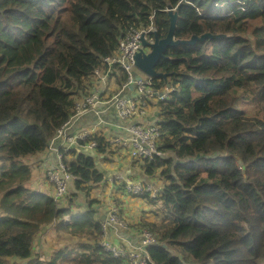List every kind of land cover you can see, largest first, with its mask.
<instances>
[{
  "label": "trees",
  "instance_id": "obj_1",
  "mask_svg": "<svg viewBox=\"0 0 264 264\" xmlns=\"http://www.w3.org/2000/svg\"><path fill=\"white\" fill-rule=\"evenodd\" d=\"M167 4L177 11L175 39L227 36L167 47L155 66L169 73L170 91L155 105L167 153L140 162L146 177L138 179L160 186L156 198L140 197L158 217L136 224L157 238L147 264H264V0H0V264H56L61 252L43 263L34 256L35 236L49 225L88 239L79 247L90 253L78 263L124 262L100 245L99 203L77 211L73 194L56 206L25 186L23 160L48 147L129 26L152 18L157 35H166ZM91 140L98 154L110 152L100 134L60 150L77 176L69 193L103 179L85 148Z\"/></svg>",
  "mask_w": 264,
  "mask_h": 264
},
{
  "label": "built area",
  "instance_id": "obj_2",
  "mask_svg": "<svg viewBox=\"0 0 264 264\" xmlns=\"http://www.w3.org/2000/svg\"><path fill=\"white\" fill-rule=\"evenodd\" d=\"M171 8L175 9V7ZM150 20L147 26L140 28L129 26L126 29L123 36L118 39L117 46L108 56L102 59V64L106 67V70L102 68L93 70L91 76L94 79V84H99V87H94L88 93L75 99L70 117L58 128L56 134L49 142L48 148L55 151L57 163L55 167L46 171V175L53 186L52 197L58 207L67 204L69 183L77 178L76 175L69 171V167L62 162L60 150L67 151L76 145L79 140L86 139L89 134H100L97 133L95 126L80 133L72 134L68 132L71 120L85 112L98 115L108 108L115 111L122 123L119 128L123 129L126 134L106 139V142L111 149L117 150L118 148L122 151L124 158L121 155L119 157L122 160L124 159L123 161L135 162L138 160L141 162L144 159H151L154 155L160 156L167 153L158 149L161 139L164 138L158 121H151L149 124L143 125V122L139 120V117L147 115L150 106L151 110L153 109L154 104H150L152 100H162L168 93V90L157 87L153 77L141 72L134 63V55L141 45L140 36L143 35L147 42H153L154 40L153 31H155V26L152 18ZM112 69L114 72L121 70L125 74V80L121 82V85L116 86L117 88L113 90V93L105 94L107 88L106 79H108ZM110 77L114 79L115 76L112 75ZM130 87L132 88V94L129 97L124 96L122 92ZM57 140L58 144L55 146L54 143ZM96 146V140H91L85 148L88 147L95 150ZM103 183H105L106 187L108 185L109 191L107 196L109 204L101 220L103 233L100 245L103 250L111 253L115 258H125L121 264H147L151 262L153 255L150 247L157 242L156 235L148 226L136 229L133 238L121 232V230L127 231L129 227L118 210L119 207L115 203V198L119 197L120 200L123 197L128 198L130 196L140 198L144 193L156 198L159 194L160 186L153 180H132L127 175H123L122 172L115 175H107L101 184ZM116 186H120L118 195L113 193ZM63 218L65 223H70V218ZM108 234L114 235L115 238L109 240Z\"/></svg>",
  "mask_w": 264,
  "mask_h": 264
},
{
  "label": "crops",
  "instance_id": "obj_3",
  "mask_svg": "<svg viewBox=\"0 0 264 264\" xmlns=\"http://www.w3.org/2000/svg\"><path fill=\"white\" fill-rule=\"evenodd\" d=\"M139 73V72H138ZM117 72H114V79H111V77L109 76L107 80V88H106V92L105 94H111L113 93V90L115 88H117L116 86L121 85V82H117ZM140 74V73H139ZM94 87H99V84L95 83L94 84V79L92 77V81L91 84H89V89L88 92L91 91ZM164 90H168V93L170 91V89L166 88V85L164 88H162ZM167 93V94H168ZM122 94L126 97H129L132 94V88H128L126 90H124V92H122ZM79 96H77L76 98H78ZM157 102H159V100L154 101L152 100L150 104H156ZM102 107V106H100ZM153 109L155 110V112L153 113V111L151 110V106L148 108V112L147 115L141 116L139 117V120L141 122H151V121H159L158 118V108L157 106L153 105ZM151 110V111H150ZM121 121L119 120V118L117 117L115 111L111 108H108L107 110L99 113L98 115H95L91 112L88 113H84L81 116H78L74 119L71 120L70 124H69V129L68 132L69 133H80L82 131H85L93 126L96 127L97 129V133L102 134L105 139H110L114 136H120V135H125V131L123 129L119 128V125H121ZM127 124V123H126ZM58 144V140L54 143V145L56 146ZM77 145V144H76ZM72 146L73 148H76L75 146ZM77 149V148H76ZM90 151V150H89ZM112 152L108 153V155H102V154H98L96 152H91L94 155V159L96 161V167L98 168V170L100 172L103 173V179L95 184V186L99 187L100 190V186L102 185V181L104 180V178L107 175H115L117 173H123V175H128V177H130L132 180H139L138 178H143L146 177L143 173V169L142 166H140V163L136 165V163L134 161H123L121 159V157L118 156L119 153L122 154V151H120L118 148L116 149H111ZM96 153V154H94ZM98 156H101V158H104L105 160H103V162H101V164H99L97 162ZM23 161L26 162L27 166L30 169V175L31 177H29L28 181L26 182L25 186L29 189H32L36 192H41V193H45L48 196L52 197L53 195V186L52 184L48 181L47 179V175H46V171L49 168H53L55 167L56 163H57V159H56V153L53 149L50 148H46L44 151L42 152H38L34 155L29 156L27 159H24ZM108 162L110 165V168H106L104 166V163ZM141 180H153L152 177L147 178V179H141ZM154 182H156L155 180H153ZM158 182V181H157ZM73 183L74 181H71L69 183V186L73 187ZM105 184V183H103ZM108 188V185H107ZM70 189V187H69ZM102 190V188H101ZM100 190L99 194H101V197L103 198V200L105 201L106 206H108V197L107 195L104 196L103 192ZM116 195L119 194V192L117 193L116 190L113 192ZM53 199V197H52ZM139 201L138 206L136 207V209H140V207H143L144 210H146L147 212H145V214L143 215V219L144 220H152V216H153V212H152V204L147 203V201H145L142 198H137ZM122 201L124 200H128L127 197H123L121 198ZM54 201V200H53ZM126 204V203H122L119 205L118 210L120 211V213L122 214V217L124 218V220L128 223V230L127 231H123L121 230V232L127 234L129 237L133 238L135 235L134 231L136 229H138V227L136 226V224H138L140 222L141 218H138L135 222H131L129 221V219L125 216L124 213H122V205ZM99 211L101 212V216L105 215V209H99ZM149 212V213H148ZM68 215V214H67ZM69 216V215H68ZM146 216H148L147 218H145ZM64 217V215H63ZM62 217V218H63ZM154 217V216H153ZM70 218V217H69ZM158 218V217H157ZM71 222V220H70ZM54 227V225H49ZM48 227V226H47ZM109 240H113L115 238L114 235H107ZM34 256L36 257L37 254L34 251ZM41 255H39V257H37L38 260H42V258L40 257ZM10 263L12 262H16V263H26L28 260H19L17 258H12L9 260Z\"/></svg>",
  "mask_w": 264,
  "mask_h": 264
},
{
  "label": "rangeland",
  "instance_id": "obj_4",
  "mask_svg": "<svg viewBox=\"0 0 264 264\" xmlns=\"http://www.w3.org/2000/svg\"><path fill=\"white\" fill-rule=\"evenodd\" d=\"M103 70H106V67L104 65H102ZM138 72V71H136ZM114 74L113 69L110 71L109 76H112ZM156 105V104H154ZM153 113L155 112L154 109H152ZM158 115V114H157ZM159 118V116H158ZM149 124V122H143V125H147ZM86 149L91 152H96V150L93 149H89L88 147H86ZM159 150H161L158 147ZM89 151V152H90ZM110 152L111 148H110ZM108 152V153H110ZM97 153V152H96ZM94 153V154H96ZM108 153H105L103 155H108ZM122 156L121 153L118 154V156ZM94 156V155H93ZM124 158V156H122ZM103 160H105L104 158H101V156H98L97 162L99 164H101V162H103ZM136 165L140 163V161H135ZM108 162L104 163V166L106 168H110V165ZM141 164V163H140ZM158 178L160 180V182L163 184L165 180H163L164 178L159 176V174L157 173ZM164 176V175H163ZM31 177V175H30ZM163 178V179H162ZM89 189L87 191H80V190H75V191H71L69 193V196L72 197L73 194L77 195L75 196V207H73V209L80 211L82 210L89 202L91 201H97L99 203V207L101 209H106V204L105 201L103 200V198L101 197V194H98V192L101 190H99L98 186H88ZM108 188L103 190L104 194L107 192ZM117 200L118 198H115V203L117 204ZM121 201V200H120ZM139 200L137 198H132V197H128V200L125 201H121L122 203H126L123 204L122 207V213L125 214V216L129 219V221L131 222H135L138 218H142L143 215L145 214V212H147L146 210H144L143 207H140V209H136V207L138 206V202ZM139 207V206H138ZM154 209V207L152 208V210ZM149 213V212H148ZM64 217H67V219L69 218V216L67 214L64 215ZM148 216H146L145 218H147ZM64 219V218H63ZM154 221H157V217H153L151 218ZM149 220V221H152ZM68 223V222H66ZM86 241H88L87 238L83 237V236H76V235H71L68 232H66L65 230L61 229V228H55L52 226H48L46 228H43L40 230V232L37 233V235L35 236L34 239V251L37 254L36 258L39 257V255H41L40 257L42 258L41 261L43 262H47L50 261L52 259V257L57 253V252H61V256L60 258L57 260L56 264H86V263H78L77 259H78V255L81 253H90V250L88 249H84V248H80L79 244L83 243L86 244ZM71 252V253H69ZM69 253L70 257H66L64 260L62 259L64 256H66ZM91 259H94V255L90 256ZM38 260V259H37ZM90 264H101L99 261L96 262H92Z\"/></svg>",
  "mask_w": 264,
  "mask_h": 264
},
{
  "label": "water",
  "instance_id": "obj_5",
  "mask_svg": "<svg viewBox=\"0 0 264 264\" xmlns=\"http://www.w3.org/2000/svg\"><path fill=\"white\" fill-rule=\"evenodd\" d=\"M167 14H168V30L164 37H159L156 31H153L154 40L153 42H147L143 35L140 36L141 45L138 51L134 55L135 66L144 74L162 78L165 80L166 88L170 89V84L167 82V77L169 73L158 72L155 69L158 61L165 57V50L167 47H173L178 45L194 44L196 41H203L206 38H221L227 36V34L217 33L212 34L209 32L202 33L201 35H191L187 39H175L174 30L177 20V11L172 9L170 4H167Z\"/></svg>",
  "mask_w": 264,
  "mask_h": 264
}]
</instances>
